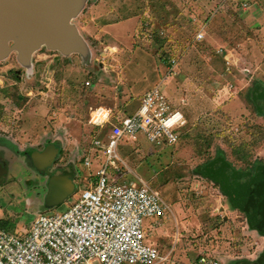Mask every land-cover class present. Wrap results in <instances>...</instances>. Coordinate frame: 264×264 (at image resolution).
Returning a JSON list of instances; mask_svg holds the SVG:
<instances>
[{
  "label": "rangeland",
  "instance_id": "obj_1",
  "mask_svg": "<svg viewBox=\"0 0 264 264\" xmlns=\"http://www.w3.org/2000/svg\"><path fill=\"white\" fill-rule=\"evenodd\" d=\"M95 1L86 0L82 11L72 21L86 41L87 50L66 55L60 50L42 46L28 64L21 63L17 52L0 62V155L8 163L4 178L9 182L0 188V209L7 216H14L8 222V231L14 232L19 226L15 225L19 223L29 227L40 212L54 214L68 210L82 188L77 184L75 192L66 202L45 207L49 182L41 179L38 170L29 166L27 154L17 153L15 146L20 152L43 147L47 140L56 141L59 137V143L65 147L64 150L67 149L58 159L59 164L64 165L71 160L72 154L77 153L78 146L84 144L79 140L89 135L90 128L85 123L92 107H114L117 97L124 109L135 110L136 106L141 105L146 92L166 77L167 62L159 56L164 48L172 54H188L190 47L194 49L184 66L185 78L181 80L176 77L170 83L164 82L162 87L176 107L189 116L187 134L174 147L155 146L143 136L134 146L121 145L119 154L127 162L131 173L118 180L127 182L134 179V173L157 188L169 204L167 215L159 228L151 229L147 241H156L161 255L166 258L159 264H191L198 255H213L214 251L226 263L242 257L238 260L239 264H264V257L261 256L264 237L252 229L246 214L230 203L221 187L204 175V167L220 154L226 155V159L238 170L249 169V163L237 156L245 153L240 150L244 143L252 148L255 137L261 142L252 149L250 163L264 162V122L246 121L257 112L251 94L252 87L258 84L252 86L250 77L252 74L258 77L253 64L258 63V54H264V20L260 21L255 16L247 22L246 28L230 30L227 47L234 54L236 67L234 73L228 75L224 62L218 57L217 48L210 46L207 39L197 44L192 40L194 30L189 22L185 21L186 31L177 35L169 28L172 22L170 16L156 15L158 20H155L153 15L145 13L146 4L141 0H108L106 5L110 8L130 6L141 14L143 23L147 19L148 23L153 22L145 29L137 27V36L130 47L117 45L119 51H110L108 47L113 48L115 44L101 42L104 37L95 29L91 30L95 20L88 11ZM222 1L215 0L214 5ZM232 1L233 5L238 6L237 14L243 12L246 1L247 9L253 4L258 10L264 9V0ZM151 2L155 11L162 9L159 1ZM211 9L205 11L208 13ZM100 19L99 22L96 18V23L107 24L106 20ZM121 57H126L124 60L129 59V62H124ZM260 59L263 61L264 56ZM193 66L196 70L189 71L186 76L187 68ZM247 69H251V74ZM119 74L122 78L125 75L123 81L116 79L120 77ZM101 78L108 83L102 88L104 91H97L98 79ZM228 82L234 84L232 92L219 91ZM172 84L175 87H171ZM179 89L184 92L186 106L179 104ZM229 103H236L232 112L224 108ZM193 107L196 113L199 112V118L194 117ZM65 124L71 134L63 127ZM236 127L240 129L238 133L234 131ZM75 167L78 175L84 179L98 169L96 164L92 169L80 161L75 163ZM255 169L250 170L254 172ZM93 178L95 181L96 175ZM236 226L240 230L238 237L242 234L243 239L237 238L234 231ZM244 231L254 233V237L244 234ZM16 232L21 234V231ZM241 246L246 247L250 256H244ZM173 248L175 250L171 251ZM209 248L213 250H207Z\"/></svg>",
  "mask_w": 264,
  "mask_h": 264
},
{
  "label": "built area",
  "instance_id": "obj_2",
  "mask_svg": "<svg viewBox=\"0 0 264 264\" xmlns=\"http://www.w3.org/2000/svg\"><path fill=\"white\" fill-rule=\"evenodd\" d=\"M95 117L89 121L96 123ZM107 120L101 116L97 123ZM186 126L183 114L161 89L149 91L135 113L116 118L106 143L93 140L103 162L96 180L68 210L38 215L22 234L0 229V264H159L165 260L147 241L168 205L161 192L140 177L119 182L131 172L118 148L124 139L133 142L141 136L155 146H175ZM191 264L223 263L201 254Z\"/></svg>",
  "mask_w": 264,
  "mask_h": 264
},
{
  "label": "crops",
  "instance_id": "obj_3",
  "mask_svg": "<svg viewBox=\"0 0 264 264\" xmlns=\"http://www.w3.org/2000/svg\"><path fill=\"white\" fill-rule=\"evenodd\" d=\"M156 1L157 2L159 1L162 4V9H160L158 11H155L152 8L151 0H141V3L145 2V4H146L145 10L147 12L145 11V13L146 14L150 13L151 15H153L155 17V20L156 19L158 20L156 15H162V16L165 15V17H167V15L170 16V22H171V20H172V22H171L169 28H171L170 30H172L174 32L176 31L177 35H179L181 33V31H182V34L184 31H186L185 30L186 29L185 21L189 22L191 28L194 30L191 33V35L193 36L192 40H194L195 43L197 44V42H202V41L207 39L208 43H210V46H214L215 48H217L216 52L219 54L218 57L221 61L224 62L225 66H226L225 69H226L228 75H232L234 73V70L236 67V63L234 61V54L232 53V50L227 47V45L229 44V40H228L229 38L228 37H230V34H229L230 30L235 29V28H239V29L246 28L247 22L251 21V19L255 16L260 21L264 20V9L258 10L256 7H254V4L251 5V7L249 9H247L248 8L247 1L243 4V12L238 13L239 15L237 14L238 6L233 5L232 0H223L217 6L214 5L215 0H156ZM252 1H257V0H252ZM107 3H108V0H100V2H98V0H96L95 4L92 5V7L89 9L88 12L91 14L90 17L92 18V20H95V21H93L94 23H92L91 30L95 29L100 36L102 35L101 37H104V38L100 37L101 42H107L108 41L112 44H115V46L113 48L108 47V49H110V51H112V52L119 51V49L117 48L118 47L117 45H126V46L130 47L132 40H135V37L137 36V34L135 35V31L137 30V27H139L140 29H142V28L145 29L146 25L151 26L153 24V22L148 23L147 22L148 19L143 23V21H142L143 18H140L141 14L139 12H137V10L130 8V6L128 8L118 7V6H117V8H110V7H108V5H106ZM192 5H193V7H192ZM209 8H212V9H211V11H209L207 13V11H205V10L206 9L208 10ZM239 9H240V7H239ZM121 11L123 12V14L121 13ZM220 13H222L221 16L216 18V16ZM113 14H115V16L113 18H111ZM116 14H117V16H116ZM121 14H122V16H121ZM96 18H97V21H99V22L101 21L100 18H103L102 20H104V21L106 20L107 24L105 22L103 24L102 23H100V24L96 23ZM219 19H221V20L218 22L217 20H219ZM160 20L161 19L159 18V21ZM146 29H147V27H146ZM199 34H202V37H199L198 36ZM176 38L178 39V37H176ZM159 39L163 40V38L162 39L159 38ZM192 46H195V45H192ZM193 49L194 48L189 47L188 48L189 53L193 52ZM162 53L163 54H161L159 56H160V58H162L163 61L167 62V68L168 69L166 72V77L164 79H162V81H160L159 84L154 86L152 89L159 88L165 94L164 90L162 89L164 82L168 81L170 83L173 81L172 79H174L176 77H179L181 80H183L185 78L184 77L185 76L184 66L186 67V62L188 61V58L190 59V55H189V53L186 54V52H185V54H182V53H180V54L173 53L172 54V53L168 52L167 50H165V48H164V51ZM262 56H264L263 53H261V55L258 54L257 55L258 63L256 64V62H255L253 64V68H255V72L257 71L258 77H254L253 74L251 75L250 79H251L252 86L255 84H258L256 86H260V87L264 86V60L260 61L261 60L260 57H262ZM124 59H122V57H121V60H124ZM219 59H217V60L219 62H221ZM172 60H176V63L173 64ZM20 61L22 64L23 63L28 64V62H30L31 59H28L27 61H23V60H20ZM124 62H129V59L124 60ZM250 63H252V62H250ZM206 64L208 66L210 65V63L208 64L207 62H206ZM187 69H188V71L186 72V76L189 75V71L194 72L195 66L188 67ZM247 71L250 72V74L252 72L251 69H247ZM30 73H31V71L29 70V75H30ZM116 79L117 80L120 79L119 82L123 81V79H125V75H123V78L120 75V77L118 76V77H116ZM98 80H99V83H98L99 85L97 84L98 86H96V90L97 91H100V90L104 91V89H102V88L105 85H107V83H108L107 80L104 81L103 78L98 79ZM171 87H175V85L172 84ZM233 87H234V84L232 82H228L226 85L219 88V91L227 90V91L232 92ZM253 89L254 88L252 87V90ZM151 90H149V91H151ZM148 92H146V94ZM178 92L180 95L179 99L181 100L179 102V104L186 106L187 102H186V99L183 98V97H185L183 90L179 89ZM144 96L142 97V99L144 98ZM167 97L169 98V96H167ZM169 101L171 103V106L175 110L181 112L183 114L184 118L187 120V126L185 128V129H187V127L189 125V116L184 114L182 111H180L176 107V104L174 103L172 98H169ZM141 102H142V100H141ZM179 104H177V105H179ZM235 105H236V103H234V104L229 103V104L225 105L224 108L226 111L232 112L234 110ZM123 107H124L123 104L119 101V99L117 97L115 98L114 107H108V106H104V105H98L95 108L92 107L90 114H89V117L87 118L86 123H85V125H87L86 127L90 128V131L88 133L89 135H86L83 137V139L79 140L80 143L83 141L84 144L81 147H80V145L78 146L79 150H77V153H75L74 155L72 154L70 157L71 160H69L64 165H60L58 162V159L61 155H63L64 152L67 151V149L64 150L65 147L63 148L62 145L59 143L61 141V139H59V137L56 141H48L47 140V143L43 147H39V148L33 147V148H29V149H23L20 152L18 151L17 146H15L17 153H19L21 155L27 154L26 157H28L29 159H34L33 160L34 164L38 167V170L42 175L41 179H43V180L45 179L43 174H45L46 169L50 168L52 166L54 167V165H55V167L52 170L49 169V172H48L49 173L48 175L50 177L49 188H48L49 192H48V201L46 202L47 205H45V207L49 208L50 206L61 205L63 202H66V199L75 192L77 184H80L82 186V188L80 189V192H81L84 188L89 187L92 184V182H94L93 181V179H94L93 175H96V173L92 174V172H90L88 178L84 179L83 177L78 175L77 170H76L77 167H75V163H78V161H80L83 165H85V167L92 168V169H93V165L96 164V167H98V169H99L100 165L103 162L102 159L104 157L102 155L101 150L99 148L95 147V145L93 144V140L94 139H100V140H102L103 143H106L107 139H108V135L111 133L112 123H114L116 118H119V117L125 116V115H131V114L135 113L140 106L139 107L136 106L135 110H127V109H124ZM256 111H257V109H256ZM197 113H196V109L194 108V117L195 118H199V112H197ZM93 114L96 115V117L94 119L96 123L99 121V117H101V116L107 117L108 120H107V122H105L102 125H98V123L97 124L91 123L89 121V119ZM105 115H108V116H105ZM37 120H39V119H37ZM246 121L247 122L248 121L261 122L262 123V122H264V116L261 115L257 111L256 113H253L252 115H250V118H248ZM63 127L66 128L68 134H71L70 128H68L67 124H65ZM234 131L236 133H238L240 131V129L238 127H236V128H234ZM228 132L230 134L231 131L228 130ZM261 133H262V131H260L259 134H261ZM64 138L67 139L66 136ZM139 139L137 141H133V142H131L127 139H124L122 141L121 145H122V147L134 146L135 144L138 143ZM256 139H257V137H255V140ZM255 140H253L251 146L253 145V143H255ZM68 141L71 142L72 140H68ZM180 141H181V139H180ZM245 144L247 145V143H244V145H242V146L246 147ZM120 146H119V148H120ZM119 148H118V151H119ZM54 149H55V151H54ZM56 149L58 150L57 152H56ZM46 150H50L51 152H53V159H54L53 162L48 166L45 165L46 161H44L43 156H42L45 154ZM224 156L226 157V155H224ZM86 160L89 161V164H86ZM7 165H8V163H7ZM127 166H128V164H127ZM128 168H129V166H128ZM6 172H8L7 169H5L4 173L6 174ZM63 174H67L72 179L73 185L72 186L70 185L69 186L70 188H68V189H70L71 192L68 195L63 196L62 201L57 204L56 202L58 201L59 198H53L52 197L53 195L50 194V189H51V186H53L52 185L53 181H57L56 180L57 177L63 176ZM2 175H3V173H1L0 176H2ZM132 175H133L132 178L137 177V175H135L134 173ZM0 186H1L0 188H4L5 185L0 184ZM79 195H80V193H79ZM167 205H168V210H167V212H168L170 208H169V204H167ZM45 212L46 211L40 212L39 214H37V216L42 214V213H45ZM167 212H166L165 216L167 215ZM13 217L14 216L13 215L11 216L10 214H8V216H7V214L5 212H2L0 209V229L8 231V228H7L8 222L12 221ZM164 217L157 220V225H156V227H154V229L159 228L160 222L163 220ZM21 223H24V222H21ZM15 226H18V229L16 228V230L13 233H17L16 231H21V234H22V233L27 232L31 225L29 227H26V226H21L19 223V224H16ZM237 226L234 229V231L237 235V238L243 239L244 235L242 236V234H240V236L238 237L240 230L237 229L238 228ZM9 232H11V231H9ZM244 234H249L250 236L254 237V233H252L250 231L249 232L244 231ZM150 243L159 249V246L157 245L158 243L156 241L152 240ZM241 248L243 249L244 256H250V255H247L248 251L246 250V247L241 246ZM172 250L174 251L175 249L173 248V249H171V251ZM207 250L212 251L213 248H209ZM159 251H160V249H159ZM200 251H201V249H200ZM215 252H217V251H214L213 255H215V257H218L217 253H215ZM160 254H161V251H160ZM200 255H198V256H200ZM207 255H209V254H207ZM251 256H253V255H251ZM162 257H164V256H162ZM218 258L224 264H239L238 260L240 261V259H242V257H237L232 262L226 263L223 258H220V257H218Z\"/></svg>",
  "mask_w": 264,
  "mask_h": 264
},
{
  "label": "water",
  "instance_id": "obj_4",
  "mask_svg": "<svg viewBox=\"0 0 264 264\" xmlns=\"http://www.w3.org/2000/svg\"><path fill=\"white\" fill-rule=\"evenodd\" d=\"M86 0H0V62L17 52L27 61L42 46L60 50L66 55L87 50L86 41L72 23L82 11ZM264 115V90L254 95ZM55 151V149H54ZM58 150L56 149V152ZM45 165L53 162V152L42 155ZM206 173L219 182L232 204L243 211L251 227L264 237V164L254 173L241 171L225 159H216ZM53 181L50 194L59 198L71 191L72 179L67 175Z\"/></svg>",
  "mask_w": 264,
  "mask_h": 264
},
{
  "label": "trees",
  "instance_id": "obj_5",
  "mask_svg": "<svg viewBox=\"0 0 264 264\" xmlns=\"http://www.w3.org/2000/svg\"><path fill=\"white\" fill-rule=\"evenodd\" d=\"M259 90H264V87H260V86H256L253 90H252V94H251V97H252V101H253V103H254V105H255V107H256V109H257V111L261 114V115H263L260 111H259V109L257 108V105H256V103H255V100H254V95H255V93L257 92V91H259ZM264 116V115H263ZM187 134V130L185 129L182 133H181V135H180V139L182 138V136L184 137V135H186ZM261 141L260 140H256L255 141V143H253V145H252V148L250 147V148H248V147H241V149L240 150H244L245 151V153L243 152L241 155L239 154L238 156H237V158H240L241 160H243V161H245V162H247V163H249V169H244L243 168V170H245V171H250V172H252L250 169H255V168H257L258 166H260V165H262V164H264V162H257V161H253V162H251L250 163V156H251V151H252V149L256 146V145H258L259 143H260ZM225 159V160H227L226 159V157L223 155V154H220V155H218L215 159H213V160H211L205 167H204V175L205 176H207L208 178H210V179H212L214 182H216V184H218L220 187H221V185L219 184V182L218 181H216L215 179H213V178H211L207 173H206V167L211 163V162H213L214 160H216V159ZM256 160V159H255ZM227 161H229V160H227ZM230 163H231V165L233 166V167H235L234 166V164L231 162V161H229ZM237 169V168H236ZM256 170V169H255ZM255 170H254V172H255ZM254 172H252V173H254ZM221 189H222V187H221ZM222 191L225 193V191L222 189ZM225 195L229 198V201H230V203L232 204V202H231V200H230V197L225 193ZM233 205V204H232ZM234 206V205H233ZM235 207V206H234ZM247 217V216H246Z\"/></svg>",
  "mask_w": 264,
  "mask_h": 264
},
{
  "label": "flooded vegetation",
  "instance_id": "obj_6",
  "mask_svg": "<svg viewBox=\"0 0 264 264\" xmlns=\"http://www.w3.org/2000/svg\"><path fill=\"white\" fill-rule=\"evenodd\" d=\"M20 72V71H19ZM24 95V94H23ZM22 95V96H23ZM0 141H1V139H0ZM31 154V153H30ZM34 159H30V163H29V166L31 167V168H33V167H35V169H37L38 170V167L34 164V161H33ZM54 165V164H53ZM54 167H55V165H54ZM53 166L52 167H50V168H47L46 169V172H45V174H43L44 175V177H45V179H47V181L49 182V179H50V177H49V169H53L54 168ZM5 169H7L8 170V165H7V163L4 161V159L0 156V175H1V173H3V175L2 176H0V184L1 185H4V184H7V183H9V182H7L6 180H5V178H4V176L7 174V172H6V174L4 173V171H5ZM34 169V170H35ZM36 170V171H37ZM38 172H39V170H38ZM40 173V172H39ZM39 175H41V173L39 174ZM42 176V175H41ZM16 179V178H15ZM11 183V182H10ZM250 225V224H249ZM251 226V225H250ZM253 229V228H252ZM260 234V233H259ZM261 256L262 257H264V249H263V253L261 254ZM261 257V258H262ZM262 262H264V260L262 261Z\"/></svg>",
  "mask_w": 264,
  "mask_h": 264
}]
</instances>
